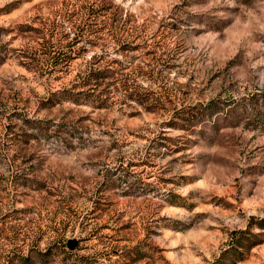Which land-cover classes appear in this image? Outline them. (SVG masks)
Returning <instances> with one entry per match:
<instances>
[{
	"label": "rangeland",
	"instance_id": "374dc122",
	"mask_svg": "<svg viewBox=\"0 0 264 264\" xmlns=\"http://www.w3.org/2000/svg\"><path fill=\"white\" fill-rule=\"evenodd\" d=\"M0 264H264V0H0Z\"/></svg>",
	"mask_w": 264,
	"mask_h": 264
},
{
	"label": "water",
	"instance_id": "95a60500",
	"mask_svg": "<svg viewBox=\"0 0 264 264\" xmlns=\"http://www.w3.org/2000/svg\"><path fill=\"white\" fill-rule=\"evenodd\" d=\"M71 243H72V241H71V239H70V240L68 241V244L71 245Z\"/></svg>",
	"mask_w": 264,
	"mask_h": 264
},
{
	"label": "trees",
	"instance_id": "16d2710c",
	"mask_svg": "<svg viewBox=\"0 0 264 264\" xmlns=\"http://www.w3.org/2000/svg\"><path fill=\"white\" fill-rule=\"evenodd\" d=\"M97 75H99V74H97ZM97 75H96V76H97ZM90 77H93V76H90Z\"/></svg>",
	"mask_w": 264,
	"mask_h": 264
}]
</instances>
